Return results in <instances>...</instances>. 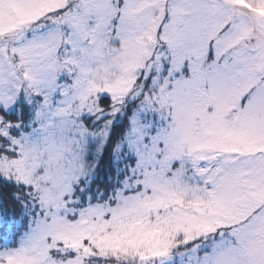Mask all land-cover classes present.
<instances>
[{"label":"snow or ice","instance_id":"snow-or-ice-1","mask_svg":"<svg viewBox=\"0 0 264 264\" xmlns=\"http://www.w3.org/2000/svg\"><path fill=\"white\" fill-rule=\"evenodd\" d=\"M0 264H264V0H0Z\"/></svg>","mask_w":264,"mask_h":264},{"label":"trees","instance_id":"trees-1","mask_svg":"<svg viewBox=\"0 0 264 264\" xmlns=\"http://www.w3.org/2000/svg\"><path fill=\"white\" fill-rule=\"evenodd\" d=\"M104 166L106 167V159H105V162H104Z\"/></svg>","mask_w":264,"mask_h":264}]
</instances>
